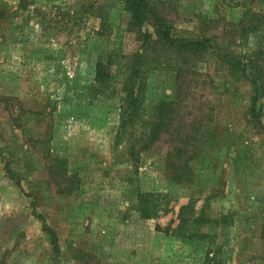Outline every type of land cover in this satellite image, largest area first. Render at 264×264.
Wrapping results in <instances>:
<instances>
[{"label": "rangeland", "instance_id": "374dc122", "mask_svg": "<svg viewBox=\"0 0 264 264\" xmlns=\"http://www.w3.org/2000/svg\"><path fill=\"white\" fill-rule=\"evenodd\" d=\"M85 1L26 0L27 9L14 15L19 0H0V11L7 9L0 18V264H196L201 256H191L192 245L173 233L188 195L169 186L162 158L170 144L152 146L145 163L140 146L131 153L147 130L141 112L139 132L117 138L120 96L93 100L90 92L104 49L121 38L126 51H136L130 29L151 25L129 24L127 0H99L116 37L98 40V21L81 18ZM151 1L179 34L215 36L229 53L264 49V0ZM250 10L260 14V29L247 39ZM192 65L177 125L209 124L201 153L212 175L197 184L208 190L222 183L217 198L196 204L209 219L201 255L211 264H264V125L245 118L255 102L253 83L220 58ZM171 79L149 76L144 119L154 94L169 93ZM262 105L264 98L256 107ZM153 188L184 198L165 205L157 219H142L137 193Z\"/></svg>", "mask_w": 264, "mask_h": 264}, {"label": "trees", "instance_id": "16d2710c", "mask_svg": "<svg viewBox=\"0 0 264 264\" xmlns=\"http://www.w3.org/2000/svg\"><path fill=\"white\" fill-rule=\"evenodd\" d=\"M127 4L132 13V20L129 24L137 27L138 22L141 23L147 19L152 31L147 29L143 32L140 29H130L136 32L140 43L136 51H126V45L121 38H117L118 41L112 49H104L103 55L99 56L94 66L95 76L90 92L93 100L120 96V107H122L120 127L123 131L120 132L122 134L118 133L117 138L122 137L123 133L131 135L139 132L136 122L141 112L140 116L143 123L147 125V130H144L145 133L141 132V136L136 137L138 141L132 145L131 153L134 154L135 149L140 146L145 163L153 154V152L147 153L152 146L164 142L170 144V150L164 152L162 158L165 172L172 179L169 186L188 195L187 202L178 209L179 223L173 233L175 232V237L191 244L193 253L199 256L203 254L199 245H202L206 237L201 233L202 223L209 219L203 212L204 206L197 212L196 204L202 199L208 202V200L217 198L222 183L220 181L217 188L211 187L208 190H204L206 186L198 188L199 184H197L212 175L206 173L205 155L201 153L204 151L202 147L205 145V140L211 133L209 124L200 122L198 123L199 129L197 125L196 128L186 127L185 123L182 126L177 125V118L182 108L180 107L181 101L186 97V88L190 82L188 78L193 70L192 62L196 58L203 59L205 56H213L228 64L234 72H239L243 77L249 76L256 96L245 118L247 123L252 124L255 120L264 125V106L256 107L258 101L264 98V68L262 67L264 49L256 47L253 54L250 51L247 54L224 52L215 36H208L206 33L196 37L179 34L175 21L164 13L159 3L157 5L151 0H127ZM244 4L241 0L236 3L237 6ZM84 5L85 10L81 18L91 17L98 21V27L94 31L95 37L98 40L104 36L114 35L116 37L114 24L109 20L104 7L100 6L99 0H86ZM1 9L0 18L2 20L6 17L7 9L4 7ZM25 9H27L26 0H19L18 12L15 11L14 15ZM246 14H251L253 17L254 26L245 35L247 39H250V35L260 29L256 25L260 14L251 10ZM157 72L162 77H168V75L173 77L170 81L171 90L169 93L161 92L159 97L158 94H154L157 102L152 107L149 118L144 119L143 115L148 107L149 76ZM201 132H203L202 135ZM137 161L140 159L138 158ZM136 198L138 201L136 208L140 218L148 220L157 219L165 205L174 207L184 197L175 198L164 189L153 188L139 189ZM165 231L167 234L171 232L169 227ZM197 231H199L198 235ZM201 258L202 264H211L208 255H202Z\"/></svg>", "mask_w": 264, "mask_h": 264}, {"label": "crops", "instance_id": "0c3cea01", "mask_svg": "<svg viewBox=\"0 0 264 264\" xmlns=\"http://www.w3.org/2000/svg\"><path fill=\"white\" fill-rule=\"evenodd\" d=\"M196 256V257H198V255L197 254H194V253H192V255L191 256ZM200 256H202L201 254H200ZM202 259L200 258V259H198V262L196 263V264H202V261H201Z\"/></svg>", "mask_w": 264, "mask_h": 264}]
</instances>
